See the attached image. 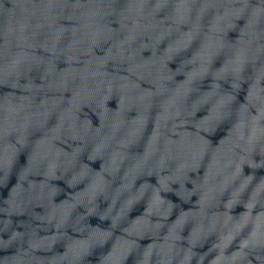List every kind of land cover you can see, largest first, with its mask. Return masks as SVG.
<instances>
[{"label":"water","instance_id":"obj_1","mask_svg":"<svg viewBox=\"0 0 264 264\" xmlns=\"http://www.w3.org/2000/svg\"><path fill=\"white\" fill-rule=\"evenodd\" d=\"M0 264H264V0H0Z\"/></svg>","mask_w":264,"mask_h":264}]
</instances>
